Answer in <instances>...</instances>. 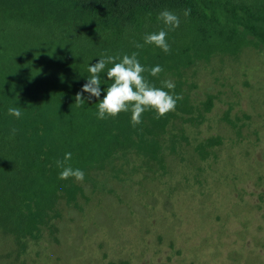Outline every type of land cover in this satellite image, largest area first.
Segmentation results:
<instances>
[{
  "label": "trees",
  "instance_id": "1",
  "mask_svg": "<svg viewBox=\"0 0 264 264\" xmlns=\"http://www.w3.org/2000/svg\"><path fill=\"white\" fill-rule=\"evenodd\" d=\"M164 10L178 16L179 27L169 31L157 19ZM162 29L168 53L144 44L146 34ZM250 45L264 47V0H0V231L24 247L25 238L38 237L41 226L59 214L60 198L75 203L80 185L75 178L59 179L62 169L56 166L66 153L72 154L66 166L82 170L85 180L127 152L163 166L161 137L178 112L191 111L187 97L174 83V90H163L182 99L160 119L154 110L145 111L135 127L131 112L98 119L113 64L100 73L99 98L82 93L85 102L77 106L75 97L88 67L102 55L138 52L146 69L162 67L157 76L143 73L162 87L166 71ZM210 104L209 97L206 110ZM10 107L20 108V118L8 114ZM214 141L209 137L197 146L202 157L204 145Z\"/></svg>",
  "mask_w": 264,
  "mask_h": 264
},
{
  "label": "rangeland",
  "instance_id": "2",
  "mask_svg": "<svg viewBox=\"0 0 264 264\" xmlns=\"http://www.w3.org/2000/svg\"><path fill=\"white\" fill-rule=\"evenodd\" d=\"M162 80L191 107L161 137L163 166L127 152L91 170L24 247L0 231V264H264V47Z\"/></svg>",
  "mask_w": 264,
  "mask_h": 264
},
{
  "label": "clouds",
  "instance_id": "3",
  "mask_svg": "<svg viewBox=\"0 0 264 264\" xmlns=\"http://www.w3.org/2000/svg\"><path fill=\"white\" fill-rule=\"evenodd\" d=\"M190 9L184 11V15L188 16ZM162 21L169 31L179 27V18L170 11L164 10L157 17ZM167 32L160 30L158 33H150L144 36V44L154 45L163 52L170 51V45L166 40ZM144 44H135L136 48H143ZM138 52H133L130 56L125 54L121 58L119 55L112 56L104 54L99 61L88 67L87 82L83 85L81 93H77L75 103L77 106H83L84 99L82 93H88L89 99L92 97L99 98L101 96V80L102 73L106 65L113 64L114 66L107 70L108 80L113 83L106 89V95L97 104L98 119L115 118L121 112H131V124L133 127L141 123V116L147 110L155 111V119H160L170 111H174L177 101L182 99L180 95H172L163 89L174 90L175 84L171 80L162 81V87H156L151 84L143 75L146 71L151 76H157L163 71L159 65L146 69L138 60ZM119 60L120 62H116ZM8 114L20 118V108L10 107ZM15 132V130H13ZM71 153H66L63 160H57L56 166L61 168L59 179L67 180L70 177L76 181L82 182L84 172L80 169H73L71 166H66L71 159Z\"/></svg>",
  "mask_w": 264,
  "mask_h": 264
}]
</instances>
